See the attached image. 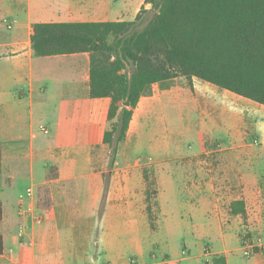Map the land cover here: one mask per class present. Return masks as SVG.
Segmentation results:
<instances>
[{"label":"crops","instance_id":"obj_1","mask_svg":"<svg viewBox=\"0 0 264 264\" xmlns=\"http://www.w3.org/2000/svg\"><path fill=\"white\" fill-rule=\"evenodd\" d=\"M142 7L151 4L0 0V264H264L263 249L245 256L241 227L224 217L221 193L199 187L208 176L190 156L202 151L182 154L173 166L175 121L165 112V101L169 96L191 101L194 112H181V123L191 127L194 117L206 134L218 138L243 126L251 114L238 123L233 115L242 112L239 103L197 77L189 90L156 83L140 98L110 170L104 136L112 99L91 96L90 53L36 56L32 48L35 23L134 20ZM258 128L264 129V120ZM235 143L231 138L227 145ZM242 145L241 157L232 161L236 180L264 164V152L255 156L254 147ZM154 167H160L156 175ZM147 177L156 189L152 218ZM177 180L182 182L175 198L179 216L166 198ZM261 196V190L234 196L230 213L234 200H244L247 209ZM172 227L186 230L178 234L181 251L170 250Z\"/></svg>","mask_w":264,"mask_h":264},{"label":"trees","instance_id":"obj_2","mask_svg":"<svg viewBox=\"0 0 264 264\" xmlns=\"http://www.w3.org/2000/svg\"><path fill=\"white\" fill-rule=\"evenodd\" d=\"M146 3L151 8L142 7L134 20L38 22L33 26L36 56L90 53L91 96L112 99L111 127L104 136L110 170L140 98L156 83L168 89L178 77H185L193 86L197 77L264 105V0ZM152 11L143 23L145 14ZM154 194L152 183L147 190L151 218ZM231 213L244 215L245 201L234 200Z\"/></svg>","mask_w":264,"mask_h":264},{"label":"rangeland","instance_id":"obj_3","mask_svg":"<svg viewBox=\"0 0 264 264\" xmlns=\"http://www.w3.org/2000/svg\"><path fill=\"white\" fill-rule=\"evenodd\" d=\"M135 10L136 8L131 9L133 13ZM153 13L154 11L145 14L143 23H146ZM198 82L207 83V81H203L201 79H198ZM208 84L215 88L219 96L224 94L230 95L233 99L230 100L231 103H236V101L239 103L236 108L242 112L237 115H233L236 117L235 120L238 123H240L239 121H242L244 114H251L253 117L249 119H243V126L238 127L236 131L231 130V132L227 135L225 132H223L218 138L216 136H212L210 133L206 134L203 126H197V122L194 117L191 127L184 126L181 123V112H194L191 101L186 100L185 102L183 101L182 97L176 96L172 98L169 96L165 101L166 105H169V109L166 108L165 112H170L171 115H173V119L175 121L173 127L174 132L170 134L172 155L176 157L173 162V166L178 167L179 163H177V160L182 154L188 155L197 151H202L197 155L190 156V158L198 164L196 168L200 170V166H202V169L207 173L208 176L206 178L204 177V181L199 182V187L202 189H212L218 193H221V196H223L222 206L224 209V217L228 218L230 222H237L240 225L241 228L239 232L243 237V241L250 240L257 245V248L264 250V246H260V244H264V164L261 163L259 166H256L255 171L244 170L243 173L246 174L245 179L239 178L238 180L235 179L236 170H234L232 166V161H235L241 157L238 154L242 151V148L237 149V147L243 146L242 144H248L254 147L255 156L264 152L261 149L264 146V129H261L260 131L258 128L259 120H264V105L259 104L251 99L242 97L229 90L222 89L212 83L208 82ZM174 86L180 91L189 90L190 88L188 80L185 77H178ZM160 88L162 87L160 86ZM151 91L152 90H150V92ZM222 100L225 101L226 98L223 96ZM241 101H247L249 104L247 106H243L240 104ZM110 127L111 122H109L108 125V128ZM231 138L234 142H236L234 147H228L229 145H227L229 144ZM204 145L207 147V149H203ZM224 146H227L228 148L223 149ZM204 161L206 162L202 163ZM104 163L109 165V159L105 157ZM154 168L155 169L152 170L156 175L158 170L160 171V167ZM249 174H251L252 177L250 176L249 178ZM241 175L243 174L241 173ZM152 183L155 184V181L149 180L148 185H151ZM181 183L182 182L178 180L174 181L173 186L167 189L166 193V198L170 202L169 208L174 211L175 216H179L180 213L178 211V205L175 203V198L179 190L182 189ZM191 186L192 182H187V187ZM252 190L262 191L260 202H257L256 205L250 204L246 209V213L241 217L237 218L236 216H233L230 213L229 208L232 198L237 195L241 196L240 198H242L245 193ZM185 208L186 206L184 209ZM180 231L185 232L186 230H180L179 228L174 227L167 230V233L171 239V252L181 251L183 248V241L178 238ZM192 238V236L188 237V239Z\"/></svg>","mask_w":264,"mask_h":264},{"label":"built area","instance_id":"obj_4","mask_svg":"<svg viewBox=\"0 0 264 264\" xmlns=\"http://www.w3.org/2000/svg\"><path fill=\"white\" fill-rule=\"evenodd\" d=\"M34 194V188L33 187H30L28 189V195H33ZM37 220H41L42 219V216L38 215L35 217ZM260 246H264V244H260ZM256 247L257 245L250 241V240H244L243 241V252L245 254V256H251L255 253L256 251ZM135 262V260H133V263Z\"/></svg>","mask_w":264,"mask_h":264}]
</instances>
